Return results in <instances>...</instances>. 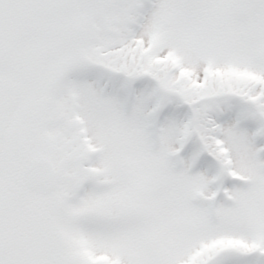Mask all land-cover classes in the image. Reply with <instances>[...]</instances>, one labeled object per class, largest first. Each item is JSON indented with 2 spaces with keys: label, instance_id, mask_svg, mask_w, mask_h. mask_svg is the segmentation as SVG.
<instances>
[{
  "label": "snow or ice",
  "instance_id": "6c2138e0",
  "mask_svg": "<svg viewBox=\"0 0 264 264\" xmlns=\"http://www.w3.org/2000/svg\"><path fill=\"white\" fill-rule=\"evenodd\" d=\"M0 264H264V0H0Z\"/></svg>",
  "mask_w": 264,
  "mask_h": 264
}]
</instances>
